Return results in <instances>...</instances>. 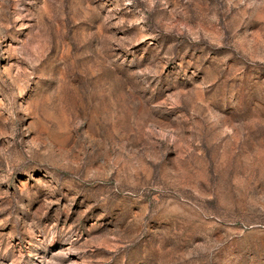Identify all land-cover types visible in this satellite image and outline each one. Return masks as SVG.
Wrapping results in <instances>:
<instances>
[{
  "label": "rangeland",
  "instance_id": "374dc122",
  "mask_svg": "<svg viewBox=\"0 0 264 264\" xmlns=\"http://www.w3.org/2000/svg\"><path fill=\"white\" fill-rule=\"evenodd\" d=\"M0 264H264V0H0Z\"/></svg>",
  "mask_w": 264,
  "mask_h": 264
}]
</instances>
